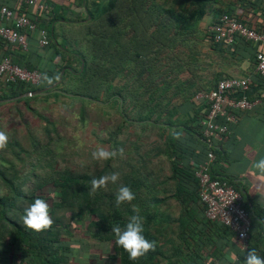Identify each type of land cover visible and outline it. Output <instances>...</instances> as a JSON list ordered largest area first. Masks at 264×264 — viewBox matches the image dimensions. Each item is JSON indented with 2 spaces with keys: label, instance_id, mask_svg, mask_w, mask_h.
I'll return each mask as SVG.
<instances>
[{
  "label": "trees",
  "instance_id": "obj_1",
  "mask_svg": "<svg viewBox=\"0 0 264 264\" xmlns=\"http://www.w3.org/2000/svg\"><path fill=\"white\" fill-rule=\"evenodd\" d=\"M13 1V5L7 6L14 10L15 19L22 15L40 17L39 27L47 29L49 44L40 46L42 52L35 51L37 61L29 64L12 56L10 49L14 45L19 50L20 44L10 45L1 54L10 56L15 64L40 70L43 78L38 84H31L21 80L6 82L0 77V100L52 85L62 71L63 74L61 83L46 95L0 104L10 105L8 116L4 114L0 120V131L9 137L7 147L0 150V264H71L77 246L85 251L90 242L110 244L109 257L115 264H214L213 258L228 263L226 256L235 233L225 224L206 217L196 175L211 150L216 155L210 167L212 176L229 181L242 192L243 204L252 219L249 248L234 264H243L244 255L252 248L264 257V238L254 235L256 217L264 211L256 203L250 207L246 189L214 169L221 156L218 143L222 140L208 141L201 125L209 113L210 102L197 99L196 91L193 114L186 117L187 98L178 96L184 93L179 82L184 67L176 55L162 61L163 54H168L161 37L158 33L157 39L149 34L150 29L162 26L166 18L149 14L152 9L166 12L171 25L183 27L203 14L189 13L197 0H178L169 7L149 0H105L88 9L83 17L63 6L62 10L56 7L39 12L23 0ZM25 33L27 41L34 38L39 44L38 30ZM149 36L157 42L149 41ZM211 37L214 40L212 33ZM240 40L248 44L241 37L233 44ZM0 42L6 44L1 36ZM172 47L177 45L173 43ZM61 97L69 100L64 102L68 109L77 107L80 122H97L100 118L106 124L113 123L115 127L108 130L105 141L115 150H124L128 142L136 144L132 137L138 129L140 142H151L145 157L133 160L116 156L95 165L87 161L79 169H61V161L67 158L61 150L63 139L57 121L32 103ZM70 98L78 101L72 102ZM29 115L35 117L34 127ZM8 123H12L9 129ZM22 124L28 128L24 137L19 135ZM37 126L42 128L41 132ZM230 132L231 128L224 138ZM160 161L169 163L166 170L159 165ZM113 172L120 174L117 184L90 191L93 178ZM120 184L129 186L136 199L117 207L115 194ZM49 189L53 190L51 199ZM37 197L49 199L54 221L51 228L42 232L26 228L21 220L24 209ZM133 206L144 218L146 239L156 244L154 251L136 261L115 244L111 232L112 226L123 228L136 214Z\"/></svg>",
  "mask_w": 264,
  "mask_h": 264
},
{
  "label": "crops",
  "instance_id": "obj_2",
  "mask_svg": "<svg viewBox=\"0 0 264 264\" xmlns=\"http://www.w3.org/2000/svg\"><path fill=\"white\" fill-rule=\"evenodd\" d=\"M43 1L52 6L53 9L60 7L62 10L63 6V9L75 12L77 16L83 17L87 14L88 9H93L94 6L103 3L105 0ZM149 1L162 7H169L178 0ZM13 3V0H0V5H13ZM195 3L196 6L190 9L189 13L199 14L203 12V14L199 16L200 19H194L183 27L171 25V22L166 20L168 17L166 12H157L152 9L153 13L149 14L155 17L164 15L166 18H164L162 26L150 29L149 34H154L156 38L158 33L161 37V43L164 44L163 48L168 54H163L162 61L176 55L184 67L179 79L180 89L184 93L180 92L178 96L182 99L187 98L188 102L186 103L189 106V111L186 113V117L193 114L194 102L192 99L196 91L211 89L216 86L220 79L225 77L251 76V88L246 95L255 101V104L251 109L240 112V119L237 123L231 125L230 134L218 143L222 150L221 156H217L218 158L214 163V169L218 175L223 178L230 177L239 186L246 189L248 197L246 201L250 207L253 206V203H256L264 211V174L253 167L254 163L264 159V78L257 74L255 64V53L257 49L264 48V45L248 40V44L242 42V40L233 45L217 43L212 39L209 31L210 25L220 18L223 11L224 13H234L242 22L251 27L264 29V0H197ZM33 7L30 6V8ZM43 19L44 22L47 21L46 18ZM149 41L152 43L157 42L150 36ZM28 43L27 50L22 47L15 50L14 45L10 49L12 56L18 58L23 64L37 61L35 51L42 52L36 39L29 38ZM173 43L177 47H172ZM12 44L16 43L3 45L0 42V54H4ZM150 48L152 47L149 46ZM4 102H0V104ZM9 107L8 104L0 106V120L4 119V114L8 116L9 112L7 110ZM196 108L199 109L197 106ZM11 126L12 123H8L6 128L9 129ZM261 214L264 217V213L261 212ZM262 216L256 217L257 232L254 234L255 238L256 236L257 238L259 236L264 238V218ZM230 242L232 247L229 248V254L226 256L228 262L226 264H234L241 253L245 251L242 241L235 234ZM90 243L89 249L85 247L86 250L83 252L87 261L76 263V252L71 264H101L104 258L107 260L106 264H115V261L109 257L112 251L110 244L97 245L94 242ZM261 247L264 249V245H261ZM103 252L104 254H101Z\"/></svg>",
  "mask_w": 264,
  "mask_h": 264
},
{
  "label": "built area",
  "instance_id": "obj_3",
  "mask_svg": "<svg viewBox=\"0 0 264 264\" xmlns=\"http://www.w3.org/2000/svg\"><path fill=\"white\" fill-rule=\"evenodd\" d=\"M25 5L34 6L39 12H45L52 6L41 0H23ZM39 16H20L14 18V10L7 5H0V36L6 43L20 44L28 49L26 30L39 31V44H49L46 28L39 27ZM13 23V24H12ZM216 42L233 44L238 37L256 44L264 45V29L251 27L238 17L223 13L219 20L209 27ZM256 72L264 78V48L257 49L255 55ZM0 77L6 82L26 81L38 84L43 78L40 70H30L12 62L8 55L0 54ZM252 84L251 76H230L222 78L215 87L200 90L197 99H207L210 102L209 113L202 119V132L208 141H221L230 131L231 125L239 121V111L251 109L255 101L246 93ZM214 151H210L204 164L196 171L200 182V198L206 206L207 218L217 220L228 226L243 243V249L250 245L252 219L243 204L242 192L229 181L213 177L210 171L215 161ZM214 264H225L218 258H213Z\"/></svg>",
  "mask_w": 264,
  "mask_h": 264
},
{
  "label": "clouds",
  "instance_id": "obj_4",
  "mask_svg": "<svg viewBox=\"0 0 264 264\" xmlns=\"http://www.w3.org/2000/svg\"><path fill=\"white\" fill-rule=\"evenodd\" d=\"M177 138L179 134L177 133ZM9 137L4 131H0V150L7 147ZM124 150H109L103 145H96L95 149L91 152V157L96 161H108L114 159L117 155L123 156ZM253 167L261 174H264V159H260L254 163ZM120 180V174L113 172L103 175L99 178H93L90 181V191L96 192L101 188L107 187L109 183L117 184ZM53 194V190L49 189V199ZM49 199L37 197L33 203L29 204L23 212L21 220L23 225L35 232L45 231L53 225L54 221L50 215ZM136 199V194L127 186L120 184L115 194V204L120 207L124 203H131ZM133 211L136 213L132 215L126 225L122 228L120 225L111 227V232L115 236V244L121 247L130 260L136 261L141 257L148 254L150 251L155 250V242L149 241L144 235V218L139 214V209L133 206ZM243 264H264V257L258 254L255 248L246 252L243 258Z\"/></svg>",
  "mask_w": 264,
  "mask_h": 264
},
{
  "label": "rangeland",
  "instance_id": "obj_5",
  "mask_svg": "<svg viewBox=\"0 0 264 264\" xmlns=\"http://www.w3.org/2000/svg\"><path fill=\"white\" fill-rule=\"evenodd\" d=\"M70 100L72 102L78 101V99L76 98H70ZM65 101L69 102V100L65 97H61V99L50 98L47 102L32 103L45 115L57 121L56 124L63 139L61 150L65 154V158H67V161H61V169L65 168L63 166H73L77 169L83 168L87 164V161L95 165L98 161L94 163L95 160L92 159L91 152L95 149L96 145H103L109 150H115L110 142L105 141V139H108L109 137L108 130H112L115 125H113V123L106 124L105 120L101 121L100 118H97V122L86 121L85 123H82L79 121L80 118L77 115V107L68 109L64 104ZM89 112H91V109L89 110ZM29 119L31 121L30 125L34 127V125L36 124L34 115H29ZM39 129L41 130L42 128L40 126H37L38 131H40ZM20 130V136L24 137L25 135H27L28 128H26L25 125L22 124L20 126ZM138 135L139 130L137 129L134 136L132 137V139L137 141L136 144L128 142L123 147V156L117 155L119 156V159H129V157H131L133 160H140L141 158L145 157L146 151L151 142L150 139H148L144 144H142ZM168 164L169 163L167 161H160L159 163V165L164 170L168 168L166 167L168 166ZM76 252V263L87 261V258L85 257L86 255H84L83 253L84 251H82L79 246H77ZM101 254H104V252ZM106 262L107 260L104 258L101 264H106Z\"/></svg>",
  "mask_w": 264,
  "mask_h": 264
},
{
  "label": "water",
  "instance_id": "obj_6",
  "mask_svg": "<svg viewBox=\"0 0 264 264\" xmlns=\"http://www.w3.org/2000/svg\"><path fill=\"white\" fill-rule=\"evenodd\" d=\"M62 74H63V71L61 73V77L59 78V80L57 82L53 83L52 85H49L47 87H43L41 89L25 92V93H23V94H21L19 96L11 98V99H1L0 102L9 101V100H17L19 98L27 97V96L46 95V94H48L50 92L51 89H54L55 87L58 86V84L61 83Z\"/></svg>",
  "mask_w": 264,
  "mask_h": 264
}]
</instances>
